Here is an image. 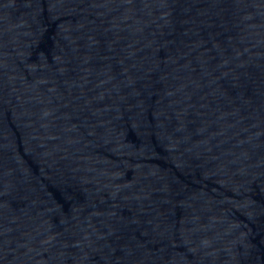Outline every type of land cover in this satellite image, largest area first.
Returning a JSON list of instances; mask_svg holds the SVG:
<instances>
[{
  "label": "water",
  "instance_id": "water-1",
  "mask_svg": "<svg viewBox=\"0 0 264 264\" xmlns=\"http://www.w3.org/2000/svg\"><path fill=\"white\" fill-rule=\"evenodd\" d=\"M0 264H264V0H0Z\"/></svg>",
  "mask_w": 264,
  "mask_h": 264
}]
</instances>
